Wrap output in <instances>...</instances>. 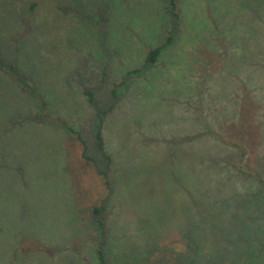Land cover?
Returning a JSON list of instances; mask_svg holds the SVG:
<instances>
[{
    "label": "rangeland",
    "instance_id": "obj_1",
    "mask_svg": "<svg viewBox=\"0 0 264 264\" xmlns=\"http://www.w3.org/2000/svg\"><path fill=\"white\" fill-rule=\"evenodd\" d=\"M169 1L0 0V264H264V0Z\"/></svg>",
    "mask_w": 264,
    "mask_h": 264
},
{
    "label": "trees",
    "instance_id": "obj_2",
    "mask_svg": "<svg viewBox=\"0 0 264 264\" xmlns=\"http://www.w3.org/2000/svg\"><path fill=\"white\" fill-rule=\"evenodd\" d=\"M169 2H170V11H169L170 14L174 18L178 19L179 15L177 13V0H170ZM168 44H169V42L167 41L166 43H163V44H160V45H157V46L151 48L147 53V56L143 62V66H148L150 64L157 63L159 57L161 56L163 48L165 46H167ZM5 66H7V70H5L6 72L13 73L18 79L21 78L19 71H18V68L14 64H10V65L1 64L0 68L4 69V68H6ZM141 70H142V67H137V68L129 71L126 74V76H129L130 74L138 73ZM87 93L89 95V100H90L91 104L94 107H97V102L94 98L95 95H94L93 90H88ZM107 112L108 111H105L104 114H106ZM99 113L101 114L100 111H99ZM103 123H104V119L101 117L100 122L98 123L96 135H95V142H96V146H97L98 150L102 153L104 160L107 163H109V162H111V156L108 154L106 147H105V140H104V135H103ZM84 157L91 159V157H88L86 154V146H85V150H84ZM91 160L95 163V165L98 169V172L107 178L108 173L105 170L100 169L99 164H97L96 160H94V159H91ZM95 211L97 212V211H99V209L96 208ZM98 254H99L100 264H107V261H106L107 257L105 255V253L103 252V246L102 245H99V247H98Z\"/></svg>",
    "mask_w": 264,
    "mask_h": 264
}]
</instances>
